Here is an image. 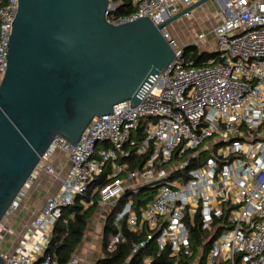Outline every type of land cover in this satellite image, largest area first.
Instances as JSON below:
<instances>
[{
    "label": "built area",
    "instance_id": "obj_1",
    "mask_svg": "<svg viewBox=\"0 0 264 264\" xmlns=\"http://www.w3.org/2000/svg\"><path fill=\"white\" fill-rule=\"evenodd\" d=\"M197 1L108 0L105 16L112 24L147 17L158 25ZM215 1L218 20L209 33L179 42L170 24L159 28L174 57L150 76L138 102L126 99L92 117L76 143L53 137L0 221V245L10 232L6 217L37 176H50L57 188L13 252L0 247L3 264H55L46 249L64 207L95 202L103 222L123 197L108 250L123 240L124 220L132 232H145L130 257L154 240L173 264L180 257L199 264L202 255L203 264H264V0ZM121 3L127 12L115 14ZM17 8L18 0H0V80ZM203 52L211 57L196 63L194 54ZM57 151L66 154L65 172L52 162ZM196 224L209 233L193 250L188 227ZM65 264L83 263L73 254Z\"/></svg>",
    "mask_w": 264,
    "mask_h": 264
},
{
    "label": "water",
    "instance_id": "obj_2",
    "mask_svg": "<svg viewBox=\"0 0 264 264\" xmlns=\"http://www.w3.org/2000/svg\"><path fill=\"white\" fill-rule=\"evenodd\" d=\"M206 1L154 25L108 22V0H18L0 80V221L55 135L76 143L92 117L138 102L174 57L159 28Z\"/></svg>",
    "mask_w": 264,
    "mask_h": 264
},
{
    "label": "trees",
    "instance_id": "obj_3",
    "mask_svg": "<svg viewBox=\"0 0 264 264\" xmlns=\"http://www.w3.org/2000/svg\"><path fill=\"white\" fill-rule=\"evenodd\" d=\"M127 3H121L113 10L115 14H125ZM211 57L210 53L203 52L201 55L194 54V61L198 63L202 59ZM97 183H106L105 179L99 178ZM125 198H121L114 208L104 211V220L100 232L101 255L94 259V264H143L145 258H150V264H173L174 258L169 257V251L158 252L154 240H150L141 247L137 253L130 257L131 248L139 241L145 239V232H132L128 229L124 220L120 223V232L123 240L118 242L113 250L107 249V243L117 232L113 222L114 216L121 208ZM97 204L94 202L84 208L76 199L71 205L62 209V216L58 219L50 232V240L46 253L50 255L51 263L65 264L74 254L76 248L82 241L89 224L97 212ZM189 242L193 250L208 237L209 230H202L199 225L189 226ZM208 240L203 248L207 249ZM191 257L178 258L179 264H189ZM203 264V255L199 260Z\"/></svg>",
    "mask_w": 264,
    "mask_h": 264
},
{
    "label": "crops",
    "instance_id": "obj_4",
    "mask_svg": "<svg viewBox=\"0 0 264 264\" xmlns=\"http://www.w3.org/2000/svg\"><path fill=\"white\" fill-rule=\"evenodd\" d=\"M52 162L62 172H65L68 169L66 154L62 151H57L55 153ZM46 178V183L42 180L33 181L28 187L27 193L22 199L20 206L5 219L6 224L9 222V229L10 226L16 224V229L12 232L15 242L18 240L20 232L24 230L30 219L40 211L46 197L57 188L56 181L47 175ZM101 226L102 222L99 221L96 213L91 220L82 241L74 252V256L83 264H94L95 258L92 257V251L97 240L100 238ZM15 242H13V244H15Z\"/></svg>",
    "mask_w": 264,
    "mask_h": 264
},
{
    "label": "rangeland",
    "instance_id": "obj_5",
    "mask_svg": "<svg viewBox=\"0 0 264 264\" xmlns=\"http://www.w3.org/2000/svg\"><path fill=\"white\" fill-rule=\"evenodd\" d=\"M219 11V5L215 0H207L203 4L193 8L187 16H182L170 23V29L174 37L179 42H185L191 38H195L199 31L209 33L212 24L217 20V12ZM200 44H202L200 42ZM204 46V45H203ZM41 175V176H40ZM39 177L35 181L42 180L44 183L47 182L46 175L40 173ZM9 225V222L7 226ZM16 229V224L10 226V232L5 236L1 242V249L4 252H13L14 235L13 231ZM101 255L100 239L97 240L95 247L92 251V257L97 258Z\"/></svg>",
    "mask_w": 264,
    "mask_h": 264
}]
</instances>
